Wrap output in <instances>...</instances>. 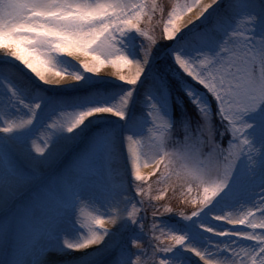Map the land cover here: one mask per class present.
<instances>
[{"label": "snow or ice", "instance_id": "obj_1", "mask_svg": "<svg viewBox=\"0 0 264 264\" xmlns=\"http://www.w3.org/2000/svg\"><path fill=\"white\" fill-rule=\"evenodd\" d=\"M0 264H264V0H0Z\"/></svg>", "mask_w": 264, "mask_h": 264}, {"label": "rangeland", "instance_id": "obj_2", "mask_svg": "<svg viewBox=\"0 0 264 264\" xmlns=\"http://www.w3.org/2000/svg\"><path fill=\"white\" fill-rule=\"evenodd\" d=\"M159 2L162 3V4L165 5V6H170L172 3H175L176 0H159ZM179 2L183 3L184 0H179ZM156 34L159 35V30H157ZM105 68H106V67H105ZM105 68H102V69H101V74L107 75V74H105V70H106ZM110 68H111V67H110ZM114 71H115V70H114ZM64 82H65V83H70L71 81H70V80H65ZM149 174H150V173H149ZM149 174H143V175H145V176H149ZM153 187H156V186L153 185ZM168 195L171 196V192H169ZM171 203H172V205H173L174 207H180V205H178L177 202H176L175 200L171 201Z\"/></svg>", "mask_w": 264, "mask_h": 264}, {"label": "bare ground", "instance_id": "obj_3", "mask_svg": "<svg viewBox=\"0 0 264 264\" xmlns=\"http://www.w3.org/2000/svg\"><path fill=\"white\" fill-rule=\"evenodd\" d=\"M205 2H207V0H205ZM106 70H105V74H109V73H111V72H113L114 71V69H112V68H110V67H106L105 68ZM151 172V169H149V168H143L142 170H141V174L143 175V174H149Z\"/></svg>", "mask_w": 264, "mask_h": 264}]
</instances>
